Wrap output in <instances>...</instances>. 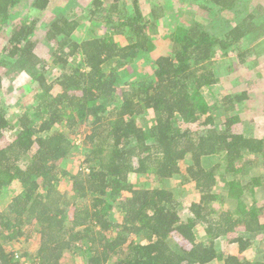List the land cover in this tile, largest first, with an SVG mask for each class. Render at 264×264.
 Segmentation results:
<instances>
[{
	"label": "trees",
	"instance_id": "trees-1",
	"mask_svg": "<svg viewBox=\"0 0 264 264\" xmlns=\"http://www.w3.org/2000/svg\"><path fill=\"white\" fill-rule=\"evenodd\" d=\"M153 1L0 0V264H264V0Z\"/></svg>",
	"mask_w": 264,
	"mask_h": 264
},
{
	"label": "rangeland",
	"instance_id": "rangeland-1",
	"mask_svg": "<svg viewBox=\"0 0 264 264\" xmlns=\"http://www.w3.org/2000/svg\"><path fill=\"white\" fill-rule=\"evenodd\" d=\"M65 1V3H66V7L67 8H70L71 10H73V11H75V10H79V9H81V10H86V8H88L89 6H90V4H91V1L92 0H73L72 2H68V0H64ZM108 1H112V0H108ZM157 2H159V3H162L164 0H156ZM139 2H141L142 3V5H141V8H142V10H143V13L145 14V15H147L148 14V12H149V9L151 8V7H153V3H155L153 0H139ZM130 3V2H129ZM128 3V4H129ZM131 4V3H130ZM177 4V3H176ZM131 9V5H128V6H126V7H123L122 8V10L121 11H128V10H130ZM72 11V12H73ZM188 11H190V9L188 8V7H186V4H183L182 5V7H177V9L175 10V14L177 15V17L181 20V21H186V20H188V18H189V14H188ZM170 10H168L167 12H166V14H167V16L165 17V20H164V23L163 24H161L160 26H159V32H160V36L162 37L163 35H165V31L168 29V25L171 23L170 21H172V19H173V17H172V14L170 15ZM45 15L46 14H44V13H39L38 15H36V17L38 16L39 17V19L40 20H42L44 17H45ZM28 16L25 14V16H24V18H27ZM29 17H33L32 15H30ZM221 17H222V14H221ZM164 19V18H163ZM163 19H161L160 21H162ZM87 20H85V19H82L81 20V22L82 23H84V27L83 28H81V29H77L75 32H74V35H73V39H76V40H79V39H83V38H85V32H87L88 31V29H90V28H92V26H91V24H89L88 22H86ZM88 24V25H87ZM106 31V29H103V30H98V32L99 33H104ZM2 40L0 39V42H1ZM2 43V42H1ZM48 49H47V47H44V50H43V53H45V51H47ZM48 57L46 58V61H47V64H48V67H50V64H51V62H50V60L48 61ZM222 65H224L223 64V62H222V64L219 66V71H220V75H219V77H224V74H223V69L221 68V66ZM138 70H139V72H141V73H143V72H146L147 71V68L145 67V66H142V65H139L138 66ZM56 72H57V70L54 68L53 70H52V75L53 76H55L56 75ZM50 76V75H49ZM48 76V77H49ZM51 77V76H50ZM17 85H19L20 87V89L22 90V91H24V94L25 95H23L24 96V99H26L27 100V98L30 100L31 98H32V96H33V93H30V91H31V89H32V84L30 83V82H28L27 80H26V77L25 76H20V77H18L15 81H14ZM4 85H5V83H4ZM223 85H225V87H226V84H223ZM222 86V85H221ZM5 87V86H4ZM213 88V87H212ZM27 92H26V91ZM210 90H211V88H210ZM210 90H206V89H204V94H205V96L207 97V99H209L210 100ZM214 90V89H213ZM217 91V93H215L216 95H215V98L216 99H218V98H221L224 94H226V89L223 91V92H221L220 90H218V89H216ZM19 109H18V106L17 105H13L12 107H11V111L14 113V112H16V111H18ZM248 113H246L247 115L245 116V117H248V115L249 114H251V112H249V111H247ZM244 117V116H243ZM262 121H263V119H262ZM262 124H264V122L262 123ZM72 140L74 141V142H76V147L77 148H80L81 149V144H80V140L78 139V137H75V139L74 138H72ZM79 161H77L76 159H71V160H69L68 162H67V169L71 172V173H73L77 168H79ZM259 169V167L258 168H256L255 166H253V167H251V169H250V171H252V173H254L255 171H257ZM144 178H141V179H139L138 180V182H139V185H147L146 184V182H144ZM144 182V183H143ZM156 183L154 182L153 184H152V186L153 185H155ZM171 184L173 185V186H176L177 185V180H171ZM157 185V184H156ZM155 185V186H156ZM66 186V185H65ZM147 186H149V185H147ZM151 186V185H150ZM189 186H192V184H191V182L190 183H188L187 184V187L186 188H183V190H188L189 189ZM186 193H189V191H184V193H181V195L179 196L180 198L181 197H184V196H186ZM257 194V193H256ZM261 195V193L260 192H258V196H260ZM189 196H190V194H189ZM180 213H182L183 215H185V214H187V213H185V212H183V209H182V211H180ZM185 213V214H184ZM22 243V245L20 244V246L23 248V247H25V245H31V248H35V245H36V243L34 242V243H32V242H27V241H22L21 242ZM237 247L235 246V245H232V244H228V245H226V246H224V248H223V250H222V252L223 253H221L218 257H217V261H215V263L214 264H222L223 263V258L225 257V256H227V255H237ZM257 254L258 253H256V251L255 250H247L246 252H244L243 253V255H241L242 257H247L249 260H251L252 258L254 259V257H256L257 256ZM67 255H69V254H67ZM67 256L65 255V259H67L66 258ZM78 258H80L79 256H78ZM70 263V260L68 259V260H66V261H63L62 262V264H69Z\"/></svg>",
	"mask_w": 264,
	"mask_h": 264
},
{
	"label": "crops",
	"instance_id": "crops-1",
	"mask_svg": "<svg viewBox=\"0 0 264 264\" xmlns=\"http://www.w3.org/2000/svg\"><path fill=\"white\" fill-rule=\"evenodd\" d=\"M187 186L185 185L184 188H186ZM190 187V186H189Z\"/></svg>",
	"mask_w": 264,
	"mask_h": 264
}]
</instances>
